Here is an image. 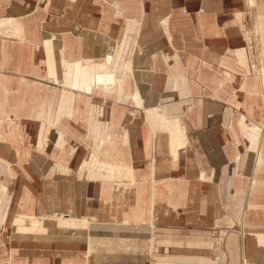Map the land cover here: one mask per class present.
<instances>
[{
    "label": "crops",
    "instance_id": "0c3cea01",
    "mask_svg": "<svg viewBox=\"0 0 264 264\" xmlns=\"http://www.w3.org/2000/svg\"><path fill=\"white\" fill-rule=\"evenodd\" d=\"M0 19V184L34 208L0 216L12 259L264 264V0H0Z\"/></svg>",
    "mask_w": 264,
    "mask_h": 264
},
{
    "label": "rangeland",
    "instance_id": "374dc122",
    "mask_svg": "<svg viewBox=\"0 0 264 264\" xmlns=\"http://www.w3.org/2000/svg\"><path fill=\"white\" fill-rule=\"evenodd\" d=\"M101 64H106V63H101ZM96 70H97V68H96ZM55 83L58 84V83H60V81L53 82L52 86L57 87ZM94 85H95V88L98 89L96 87V84H94ZM100 92H102V91H100ZM27 177H29L30 180L24 181L21 184V187H20L21 189H26L28 186H31V176H27ZM42 177H44V178H48V177L53 178L54 177L55 178L56 175H46V176H42ZM3 186L6 187V192L3 195L0 192V216L6 215L9 213H12L13 215L33 214L34 208L31 206L30 207H28V206H12L11 207L10 205L7 206L6 201H7V199L11 198V194H12L11 190H9V187L13 188V186H9L8 184H0V190H1V187H3ZM59 217H61V216H59ZM5 227H7L6 224L0 222V264H17V262L20 261L19 259L28 258V255L27 254L17 255L16 259H18V261H16L15 259H12V257H13L12 243H11L12 240L7 235H5L6 234L5 233V229H6ZM29 257L31 258V255ZM44 258L49 260L48 257L44 256ZM20 262H24L25 264H28V261H20Z\"/></svg>",
    "mask_w": 264,
    "mask_h": 264
},
{
    "label": "bare ground",
    "instance_id": "6f19581e",
    "mask_svg": "<svg viewBox=\"0 0 264 264\" xmlns=\"http://www.w3.org/2000/svg\"><path fill=\"white\" fill-rule=\"evenodd\" d=\"M12 23H14L13 19H0V26H2V27H3V25H6V24L11 25ZM10 25H9V27H10ZM96 68H97V70H96V77H95L96 82H95V84H96V87L98 88V90H100L106 94L115 93V92H119L122 90V88H123L122 76H118L117 74L113 73L107 64H101L100 63V64L96 65ZM263 92H264V90H263ZM121 97H122V95L120 94L119 98H121ZM5 191H6V188L2 187L3 193L1 191L0 192L3 195L5 193Z\"/></svg>",
    "mask_w": 264,
    "mask_h": 264
},
{
    "label": "built area",
    "instance_id": "2783aa9c",
    "mask_svg": "<svg viewBox=\"0 0 264 264\" xmlns=\"http://www.w3.org/2000/svg\"><path fill=\"white\" fill-rule=\"evenodd\" d=\"M97 92H99L101 94V99L105 102L110 100L111 98H112V100H114V102L119 101V100H117L118 97L116 95H114V93H108L106 95L104 92H100L98 89H97Z\"/></svg>",
    "mask_w": 264,
    "mask_h": 264
}]
</instances>
